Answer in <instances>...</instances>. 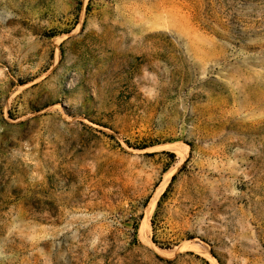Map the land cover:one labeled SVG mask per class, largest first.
Returning <instances> with one entry per match:
<instances>
[{
	"label": "rangeland",
	"instance_id": "rangeland-1",
	"mask_svg": "<svg viewBox=\"0 0 264 264\" xmlns=\"http://www.w3.org/2000/svg\"><path fill=\"white\" fill-rule=\"evenodd\" d=\"M0 264H264V0H0Z\"/></svg>",
	"mask_w": 264,
	"mask_h": 264
},
{
	"label": "bare ground",
	"instance_id": "bare-ground-1",
	"mask_svg": "<svg viewBox=\"0 0 264 264\" xmlns=\"http://www.w3.org/2000/svg\"><path fill=\"white\" fill-rule=\"evenodd\" d=\"M174 148V147H173ZM174 149H176V148H174ZM170 173V172H169ZM167 176V175H166ZM169 178V176H167L166 177V181H167V179ZM163 185V184H162ZM164 186V185H163ZM160 189V188H159ZM159 191V190H158ZM157 191V192H158ZM155 197H157L156 195H155ZM153 203V202H152ZM150 204H151V202H150ZM147 210V209H146ZM145 224H146V219H143L142 220V222H141V225H140V235L141 236H145Z\"/></svg>",
	"mask_w": 264,
	"mask_h": 264
},
{
	"label": "trees",
	"instance_id": "trees-1",
	"mask_svg": "<svg viewBox=\"0 0 264 264\" xmlns=\"http://www.w3.org/2000/svg\"><path fill=\"white\" fill-rule=\"evenodd\" d=\"M166 155L169 154V153H165Z\"/></svg>",
	"mask_w": 264,
	"mask_h": 264
}]
</instances>
